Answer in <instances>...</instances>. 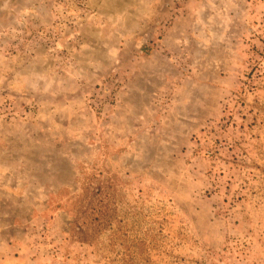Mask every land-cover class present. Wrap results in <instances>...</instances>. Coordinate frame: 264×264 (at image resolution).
<instances>
[{
  "label": "rangeland",
  "instance_id": "1",
  "mask_svg": "<svg viewBox=\"0 0 264 264\" xmlns=\"http://www.w3.org/2000/svg\"><path fill=\"white\" fill-rule=\"evenodd\" d=\"M0 264H264V0H0Z\"/></svg>",
  "mask_w": 264,
  "mask_h": 264
}]
</instances>
